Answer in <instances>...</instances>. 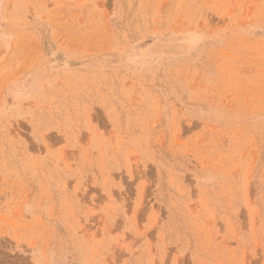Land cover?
<instances>
[{
    "label": "rangeland",
    "instance_id": "rangeland-1",
    "mask_svg": "<svg viewBox=\"0 0 264 264\" xmlns=\"http://www.w3.org/2000/svg\"><path fill=\"white\" fill-rule=\"evenodd\" d=\"M0 264H264V0H0Z\"/></svg>",
    "mask_w": 264,
    "mask_h": 264
}]
</instances>
